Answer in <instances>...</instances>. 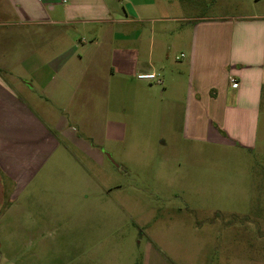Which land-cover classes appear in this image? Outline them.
<instances>
[{"label": "crops", "instance_id": "0c3cea01", "mask_svg": "<svg viewBox=\"0 0 264 264\" xmlns=\"http://www.w3.org/2000/svg\"><path fill=\"white\" fill-rule=\"evenodd\" d=\"M201 1L0 0V214L22 184L70 156V128L94 126L86 137L93 152L114 137L109 94L122 91L125 76L134 77L130 106L153 98L163 108L186 66L188 134L255 145L264 124V15L256 7L198 15ZM180 47L186 59L175 64Z\"/></svg>", "mask_w": 264, "mask_h": 264}, {"label": "rangeland", "instance_id": "374dc122", "mask_svg": "<svg viewBox=\"0 0 264 264\" xmlns=\"http://www.w3.org/2000/svg\"><path fill=\"white\" fill-rule=\"evenodd\" d=\"M251 7L264 15V0H202L197 13ZM178 50L175 64L186 59ZM181 75L163 108L153 98L130 106L134 77H123L109 94L114 137L96 152L94 126L69 129L70 156L22 184L0 214V264H264V124L249 148L192 138L186 66Z\"/></svg>", "mask_w": 264, "mask_h": 264}, {"label": "built area", "instance_id": "2783aa9c", "mask_svg": "<svg viewBox=\"0 0 264 264\" xmlns=\"http://www.w3.org/2000/svg\"><path fill=\"white\" fill-rule=\"evenodd\" d=\"M137 78L139 80H145V81H156L157 83H159L160 81L156 79V76L154 74H140L137 76ZM232 87H236L237 86V82L234 79L230 80Z\"/></svg>", "mask_w": 264, "mask_h": 264}]
</instances>
